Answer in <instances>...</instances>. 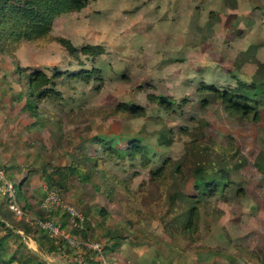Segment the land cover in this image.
I'll use <instances>...</instances> for the list:
<instances>
[{"label":"rangeland","instance_id":"obj_1","mask_svg":"<svg viewBox=\"0 0 264 264\" xmlns=\"http://www.w3.org/2000/svg\"><path fill=\"white\" fill-rule=\"evenodd\" d=\"M57 37L77 48L101 45L104 53L71 56ZM84 69L96 70L88 82L72 76ZM34 70L60 73L37 96V117L23 107L25 75ZM236 80L264 82V0H90L56 15L47 34L0 46V168L26 214L18 218L0 190L2 257H13L22 242L57 264L94 261L90 249L56 244L35 226L38 214L81 242H101L110 264H264V91L253 102L256 121L199 90ZM149 94L169 97L171 110ZM126 103L144 115L121 111ZM181 126L208 146L206 155L188 150ZM132 138L143 152L127 149ZM84 154L97 160L93 169L82 164L93 170L91 182L57 176ZM195 162L214 174L223 169V184L196 196ZM194 205L197 229L186 234L180 220ZM16 254L28 260L26 251Z\"/></svg>","mask_w":264,"mask_h":264},{"label":"trees","instance_id":"obj_2","mask_svg":"<svg viewBox=\"0 0 264 264\" xmlns=\"http://www.w3.org/2000/svg\"><path fill=\"white\" fill-rule=\"evenodd\" d=\"M90 0H0V46L5 47L6 45L17 44L20 39L27 37L31 40L45 35L48 33V28L51 24L52 19L60 14L62 11H80L83 9ZM7 27V28H6ZM56 41L62 45L67 53L71 56L83 55L86 57H97L104 53V48L101 45L85 44L80 48H77L69 39H64L63 37H57ZM21 71V70H20ZM96 70L84 69L81 72L73 73L74 77L83 76V80L88 82L91 78L90 76L95 73ZM60 75L59 72H54L52 76H49L46 72L42 70H34L25 75L24 86H25V103L24 108L29 111L34 117H37L38 111L36 108V98L37 96L46 95V93L51 91L49 86L54 84V79ZM27 87V88H26ZM264 91V82H246L243 80H236L233 87L220 89L213 84H202L199 88L200 91L212 92L218 99H220L226 106V108L238 115L243 117L252 116L256 121L260 119L259 113L255 110L253 102H255V96L259 93V90ZM23 94H19V99L23 97ZM148 99L151 102H157L159 105L164 107L166 110H171L173 102L169 97L164 95L149 94ZM119 109L131 116H142L145 111L142 106L130 105V104H120ZM182 131L184 135L190 137L187 142V148L192 153H205L208 152V146L201 143L198 137L192 135L186 127H180L179 131ZM162 141L165 145H169L172 138L166 136V134L161 135ZM127 149L131 152L137 153L138 151L143 152L142 145L140 141L136 138L129 139ZM145 150V149H144ZM169 159H165L163 165L168 162ZM88 163L93 169L96 166L97 160L93 156L83 155L80 162L73 160L69 165L64 166L56 170L57 176L61 177L63 180L70 178L71 176L76 177L80 182L87 183L91 182L93 178V170H87L82 164ZM163 166L152 172L154 176H160L163 171ZM195 178L194 187L196 189V196L202 195L204 192H209L214 183H222L225 181L224 170L221 169L219 173H212L209 166L202 162H195L193 168L191 169ZM48 181L55 184L54 178L51 176ZM57 184L61 186V182L58 179ZM22 185V182L18 185V189ZM17 187V186H16ZM206 190V191H205ZM20 196L19 201H21V207L24 210L31 209V205L26 201L25 194ZM195 196H193L194 198ZM197 199H195V203ZM31 214V213H30ZM33 214V213H32ZM31 214V215H32ZM33 217L43 218L42 216L32 215ZM197 206L194 205L187 210L186 218L180 220L182 224V230L186 234H191L197 229ZM0 225L3 223L0 221ZM34 225L31 222L24 223V232L27 234L29 229ZM15 229H19L14 227ZM8 231H12L7 228ZM28 235V234H27ZM29 236V235H28ZM21 238V237H20ZM37 242L39 248L42 244L39 238H34ZM7 246L1 242L0 239V249L4 250ZM54 249V246H50V250ZM20 250H24L27 253V259H23L25 256H16ZM13 253V252H12ZM13 257L4 259L2 254H0V264H11L17 262V264H27V261L34 264H46L41 261L35 255L28 250L24 243L18 244L16 252ZM76 264V263H74Z\"/></svg>","mask_w":264,"mask_h":264},{"label":"built area","instance_id":"obj_3","mask_svg":"<svg viewBox=\"0 0 264 264\" xmlns=\"http://www.w3.org/2000/svg\"><path fill=\"white\" fill-rule=\"evenodd\" d=\"M0 190H3L4 192H7V199L10 204V209L14 212V214L18 217H24L26 214L17 206L16 204V196L14 192V188L12 184L7 180L5 176V172L3 168H0ZM49 203V197L46 198L44 201V205L46 206ZM66 212L72 216L78 215L77 212L74 211V208L71 206L65 205L64 208ZM35 226L38 228L45 230L48 232L50 237H53L55 239L56 244H69L73 248H85L90 249L95 254V259L99 264H110L108 262V259L104 256V246L101 242H81L77 240L76 238L70 236L69 234H66L63 232V230L60 228L58 224H55L51 220L41 219L37 218L35 221ZM66 259V258H64ZM78 258H74L70 262H78Z\"/></svg>","mask_w":264,"mask_h":264},{"label":"water","instance_id":"obj_4","mask_svg":"<svg viewBox=\"0 0 264 264\" xmlns=\"http://www.w3.org/2000/svg\"><path fill=\"white\" fill-rule=\"evenodd\" d=\"M31 252L33 255H35L36 257H38L40 260L44 261L47 264H57L53 261H51L50 259H48L46 256H44L40 251H38L37 249H32L30 248ZM73 264V263H71Z\"/></svg>","mask_w":264,"mask_h":264},{"label":"crops","instance_id":"obj_5","mask_svg":"<svg viewBox=\"0 0 264 264\" xmlns=\"http://www.w3.org/2000/svg\"><path fill=\"white\" fill-rule=\"evenodd\" d=\"M92 259H93V257H92ZM93 260L94 261L90 262L89 264H98V262L96 263V260L95 259H93ZM65 264H68V263H65ZM113 264H117V263L116 262L115 263L113 262ZM119 264H122V263H119Z\"/></svg>","mask_w":264,"mask_h":264}]
</instances>
